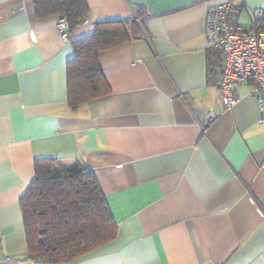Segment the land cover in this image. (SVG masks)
Masks as SVG:
<instances>
[{
    "label": "crops",
    "instance_id": "1",
    "mask_svg": "<svg viewBox=\"0 0 264 264\" xmlns=\"http://www.w3.org/2000/svg\"><path fill=\"white\" fill-rule=\"evenodd\" d=\"M86 1V20L64 38L59 15L0 0V264H52L30 256L20 206L40 157L84 161L118 226L111 241L59 264H264L259 105L245 83L225 108L208 75L220 52L206 14L223 0ZM109 20L138 33L100 51L111 92L73 110V41Z\"/></svg>",
    "mask_w": 264,
    "mask_h": 264
},
{
    "label": "trees",
    "instance_id": "2",
    "mask_svg": "<svg viewBox=\"0 0 264 264\" xmlns=\"http://www.w3.org/2000/svg\"><path fill=\"white\" fill-rule=\"evenodd\" d=\"M33 2L39 17L64 16L69 33L84 21L89 10L86 0ZM137 33L128 21L109 20L98 22L92 35L73 41L75 54L67 64L68 103L73 110L111 92L99 53ZM219 63L220 56L215 52L208 68L213 83ZM34 170L35 177L20 199L31 257L52 264L66 263L115 238L117 223L96 175L84 161L62 167L58 158L40 157L35 159Z\"/></svg>",
    "mask_w": 264,
    "mask_h": 264
},
{
    "label": "built area",
    "instance_id": "3",
    "mask_svg": "<svg viewBox=\"0 0 264 264\" xmlns=\"http://www.w3.org/2000/svg\"><path fill=\"white\" fill-rule=\"evenodd\" d=\"M132 19L142 22L135 12ZM205 22L208 44L220 52L216 67L220 103L231 108L240 99L239 86L249 84L250 94L259 105V124L264 126V28L261 27L264 8H249L235 0H223L209 6ZM57 29L62 37L68 38V22L64 16L59 17Z\"/></svg>",
    "mask_w": 264,
    "mask_h": 264
},
{
    "label": "rangeland",
    "instance_id": "4",
    "mask_svg": "<svg viewBox=\"0 0 264 264\" xmlns=\"http://www.w3.org/2000/svg\"><path fill=\"white\" fill-rule=\"evenodd\" d=\"M236 1V0H235Z\"/></svg>",
    "mask_w": 264,
    "mask_h": 264
}]
</instances>
